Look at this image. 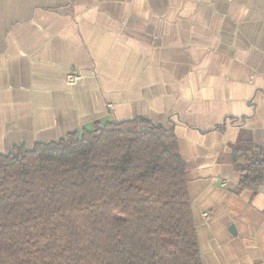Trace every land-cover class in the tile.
I'll use <instances>...</instances> for the list:
<instances>
[{"label":"crops","instance_id":"obj_1","mask_svg":"<svg viewBox=\"0 0 264 264\" xmlns=\"http://www.w3.org/2000/svg\"><path fill=\"white\" fill-rule=\"evenodd\" d=\"M135 118L177 136L203 264H264L234 166L264 150V0H0L1 154Z\"/></svg>","mask_w":264,"mask_h":264},{"label":"trees","instance_id":"obj_2","mask_svg":"<svg viewBox=\"0 0 264 264\" xmlns=\"http://www.w3.org/2000/svg\"><path fill=\"white\" fill-rule=\"evenodd\" d=\"M234 166L264 186V150ZM188 183L174 130L145 118L0 153V264H203Z\"/></svg>","mask_w":264,"mask_h":264},{"label":"built area","instance_id":"obj_3","mask_svg":"<svg viewBox=\"0 0 264 264\" xmlns=\"http://www.w3.org/2000/svg\"><path fill=\"white\" fill-rule=\"evenodd\" d=\"M229 1H232V0H229ZM80 80H81V77L73 73H70L67 76V84L70 86L77 84Z\"/></svg>","mask_w":264,"mask_h":264}]
</instances>
